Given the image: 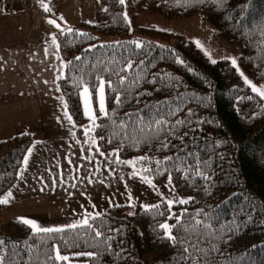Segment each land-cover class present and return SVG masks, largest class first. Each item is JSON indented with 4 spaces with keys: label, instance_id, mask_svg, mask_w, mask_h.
<instances>
[{
    "label": "trees",
    "instance_id": "obj_1",
    "mask_svg": "<svg viewBox=\"0 0 264 264\" xmlns=\"http://www.w3.org/2000/svg\"><path fill=\"white\" fill-rule=\"evenodd\" d=\"M98 2L102 8L93 24L78 22L71 32L55 34L64 62L58 85L70 116L78 126L85 121L82 85L76 81L92 93L97 78L111 81V88L105 85L108 116L97 119L93 132L99 149L115 150L120 158L135 156L144 175L155 182L171 176L176 191L189 199L171 208L165 202L147 210L136 207L131 214L124 206H112L93 217L91 227L61 231L34 232L17 220L0 222L2 264H65L55 259L57 249L60 254L94 253L84 256L87 264H264L260 97L227 60L210 62L179 34L137 27L148 37L137 47L128 38L131 26L123 4ZM127 3L133 15L145 11L179 20L200 14L219 36L237 45L241 68L264 85V0ZM113 36L119 39L99 43ZM30 143L29 134L0 141V199L18 181ZM175 216L181 219L173 241L159 225H177Z\"/></svg>",
    "mask_w": 264,
    "mask_h": 264
},
{
    "label": "rangeland",
    "instance_id": "obj_2",
    "mask_svg": "<svg viewBox=\"0 0 264 264\" xmlns=\"http://www.w3.org/2000/svg\"><path fill=\"white\" fill-rule=\"evenodd\" d=\"M44 3L51 8L50 12H46L38 0H0V122L6 125V135H0V138L27 129L34 132L22 159V181L10 191L8 203L0 210V222L17 220L24 223L22 218H26L35 222L37 229L55 230L73 224L83 225L81 222L85 217L90 221L97 213L102 214L112 206H124L125 212L132 213L136 207L145 209V205L167 204L168 200L174 201L172 206L184 205L178 201H188L189 197L179 194L169 183L168 176L161 182L149 177L153 187L143 182L145 175L135 156L120 158L115 150L99 149L93 134L96 126L85 115L84 100L80 95L82 88L79 97L84 123L78 126L66 118V102L58 85L64 62L57 40L53 43V36L78 22L93 24L95 13L102 7L98 0H44ZM123 14L131 26L129 39L140 43L148 38L135 31L137 27L179 34L191 41L210 62L227 60L264 105L261 95L264 85L241 68L237 45L219 36L200 14L179 20L164 19L145 11L133 15L127 0L123 4ZM49 20H55L60 28ZM118 39L116 36L103 38L99 43ZM232 59H236V65L231 63ZM253 86L258 91H253ZM92 97L91 107L97 109L95 115L103 117L96 104L95 92ZM105 106L107 110L106 99ZM67 114L70 115L68 109ZM41 117L44 118L42 127L47 129L44 132L35 130L36 126L31 122ZM25 156L28 157L27 164H24ZM126 161L133 163H124ZM26 225L32 231L40 232ZM78 253L83 254L60 255L68 257V260H62L65 264H87L84 256L88 255Z\"/></svg>",
    "mask_w": 264,
    "mask_h": 264
},
{
    "label": "snow or ice",
    "instance_id": "obj_3",
    "mask_svg": "<svg viewBox=\"0 0 264 264\" xmlns=\"http://www.w3.org/2000/svg\"><path fill=\"white\" fill-rule=\"evenodd\" d=\"M38 2L41 3V6L44 8V10H45L46 12H50V11H51V8L48 6V4L44 3V0H38ZM119 2H120V4H124V3H125V0H119ZM217 2H218V3H223V0H217ZM49 23H51V24H55L56 27H57L58 29L60 28V25H59V24H56V21H55V20H49ZM68 31L71 32L72 30H71V29H68ZM55 42H56V37H55V35H54V36H53V43H55ZM137 47H140V44H139V43H137ZM76 59L79 60L80 57H77ZM178 62H179V63H183V61H178ZM69 63H71V62H69ZM212 63H216V61H215V60H212ZM231 63H232L233 65H236V63H237L236 59H232V60H231ZM127 67H128V68H131V67H132V64L129 63V64L127 65ZM241 75H243V73H241ZM97 79H98V81H99V83H98V87H96V88L94 89V91H95V93H96V104H97V106H98V110H99V112H101L105 117H107V116H108V111L106 110V106H105V99H106V95H105V85L107 84V86H108L109 88H111V86H112V85H111V81H107V82H106V81H105L104 79H102V78H97ZM126 79H127L126 76L121 77V78H120V83L123 84L124 81H125ZM76 85H77L78 87H80V86L82 85V91H81L80 95L83 97V100H84L85 115L88 116L89 119H90V121L92 122V124H93L94 126H96V125H95V121L98 119V117L95 115V112H96L97 109H94V108L91 107V102H92V98H93V97H92L93 89H90L89 86H88L86 83H83V81H76ZM252 90H253V91H258V89H257L255 86H253ZM261 95L264 96V92H261ZM61 99H62V98H61ZM115 102H116V104H120V103L122 102V101H121V98H120L119 95H117V96L115 97ZM64 107H65L66 118H67L69 121H71V119H72L71 116L67 114V104H66V103H65ZM113 123H115V121H113ZM164 123H165V121H161V120H157V121H156V124H158V125H160V124H164ZM177 123H182V122H181V121H178ZM164 146L167 147V145H164ZM31 151H32L31 148H29V149H28L29 154H31ZM138 159H139V160H144V159H146V158H145V157H139ZM169 159H171V158H169ZM27 163H28V157L25 156V157H24V164H27ZM124 163H129V164H131V163H133V162H132V161H126V162H124ZM145 171H150V170H147V169H146ZM133 175H134V176H135V175H139V173H133ZM142 180H143V182L148 183L149 185H152L153 187H155V185H153L152 180H151L148 176H146V175L143 176V177H142ZM170 182H171V176H169V183H170ZM11 195H12V193L9 192L8 195H7L6 197L0 199V204H7V203H8V197H11ZM129 199L131 200V197H130V196H129ZM178 202H179V203H187V201H186V200H183V199L179 200ZM173 203H174V201H172V200H168V201H167V205H168V207L171 208V206H172ZM144 207H145V209L147 210V209H149L150 207H158V206H148V205H145ZM129 214H131V213H129ZM96 215L99 216L100 214L97 213ZM22 219H23V222H24L25 224H29V225H31L32 228H33L34 230H36V231H44V232H50V231H61V229H55V230H53V229H37L35 222H33V221L30 220V219H26V218H22ZM175 219L177 220V225H169L167 222L162 223V224L159 225V227H160L161 229L164 230L165 236H166L168 239L173 240V241H175V240L177 239L176 236L173 235V229L176 228L177 226H179V224H180V219H181V218H180V216H175ZM81 223H82L83 225H86V226L91 227V225L89 224V219H88L87 217H85V218L82 220ZM197 223L199 224L200 222L198 221ZM68 227L75 228V227H77V225L73 224V225H69ZM95 235H96V236H100V235H102V233L99 232V231H97V232L95 233ZM2 244H3V241H0V245H2ZM253 247H255V245H254ZM185 251L187 252V249H185ZM77 255H88V256H93V255H95V254H94V253H83V254H79V253H78ZM55 259H57V260H68V257H67V256H61V255H60V252H59V249H57V250H56ZM0 264H2V258H0Z\"/></svg>",
    "mask_w": 264,
    "mask_h": 264
},
{
    "label": "crops",
    "instance_id": "obj_4",
    "mask_svg": "<svg viewBox=\"0 0 264 264\" xmlns=\"http://www.w3.org/2000/svg\"><path fill=\"white\" fill-rule=\"evenodd\" d=\"M32 122V124H34L36 127L34 128L35 130H40V131H42V132H44L45 130H47L45 127H42V124L44 123V118H39V119H37V121L35 120H33V121H31ZM54 122H48V124H53ZM5 131H6V125L4 124V122H0V135H6L5 134ZM24 132H20V133H22V134H29V135H32L34 132H33V130L32 129H27V130H23ZM11 133H12V131H11ZM19 133V134H20ZM19 134H11V136H4V137H2V138H0V139H2V140H6V139H9V138H12V137H14V136H16V135H19ZM14 135V136H13ZM23 172H24V166H23V164H22V166H21V169H20V173H19V179H18V181L16 182V183H18L19 181L21 182L22 181V178H23ZM15 183V184H16ZM14 184V185H15ZM12 186V188H10V189H8L4 194H3V196L1 197V199L2 198H4V196H6L7 195V193L8 192H10V191H12L14 188H15V186ZM3 206H4V204H1V208H0V210H2L3 209Z\"/></svg>",
    "mask_w": 264,
    "mask_h": 264
}]
</instances>
